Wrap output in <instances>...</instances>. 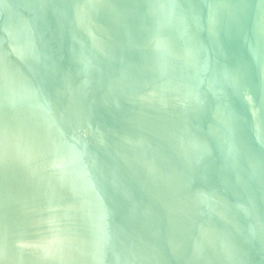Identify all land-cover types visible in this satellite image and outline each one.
Wrapping results in <instances>:
<instances>
[{
	"label": "water",
	"instance_id": "obj_1",
	"mask_svg": "<svg viewBox=\"0 0 264 264\" xmlns=\"http://www.w3.org/2000/svg\"><path fill=\"white\" fill-rule=\"evenodd\" d=\"M0 264H264V0H0Z\"/></svg>",
	"mask_w": 264,
	"mask_h": 264
}]
</instances>
